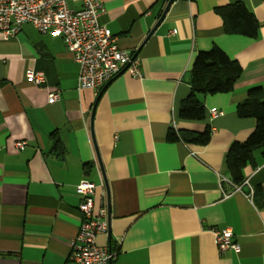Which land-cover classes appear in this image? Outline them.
Wrapping results in <instances>:
<instances>
[{
	"label": "crops",
	"instance_id": "obj_1",
	"mask_svg": "<svg viewBox=\"0 0 264 264\" xmlns=\"http://www.w3.org/2000/svg\"><path fill=\"white\" fill-rule=\"evenodd\" d=\"M167 1L104 0L99 24L135 57L141 78L123 72L97 90L78 89V66L50 30L41 34L25 24L15 37L0 33V264L68 263L83 176L96 186L93 215L104 210L107 220L90 133L93 107L109 187V235H98L96 244L115 253L109 264H264V158L255 152L240 192L225 165L229 146L255 127L254 119L236 115V105L249 89L264 91V0H174L147 37ZM235 2L258 22L254 39L225 34L215 9ZM214 46L241 74L230 93L199 97L203 120H182L178 109L191 90L195 57ZM28 72L41 73L44 84L27 83ZM56 91L60 98L51 104L48 95ZM211 109L219 115L211 117ZM207 127L203 147L166 138ZM53 134L62 158L53 151ZM22 141L26 146L17 149ZM222 228L232 230L237 252L218 251L212 230Z\"/></svg>",
	"mask_w": 264,
	"mask_h": 264
},
{
	"label": "built area",
	"instance_id": "obj_2",
	"mask_svg": "<svg viewBox=\"0 0 264 264\" xmlns=\"http://www.w3.org/2000/svg\"><path fill=\"white\" fill-rule=\"evenodd\" d=\"M69 3H78L80 8L72 9ZM103 12L104 0H0V33L4 38L15 37L23 25L30 24L41 34L50 30L54 36L62 38L78 66L80 90L100 89L123 72L141 78L135 57L119 48L110 31L99 24ZM26 82L41 86L45 80L41 73L28 72ZM59 98L58 91L50 93L48 102L55 103ZM210 111L211 117L219 115L215 109ZM24 146L26 142L23 141L15 144L17 149ZM243 182L232 184L233 191L240 192ZM95 188L88 176H83L75 188L81 199L78 207L81 221L67 264H109L115 258L113 251L96 244V237L106 233L107 222L104 210L93 215ZM212 235L219 252L239 250L230 228L213 229ZM11 264L19 263L13 261Z\"/></svg>",
	"mask_w": 264,
	"mask_h": 264
},
{
	"label": "trees",
	"instance_id": "obj_3",
	"mask_svg": "<svg viewBox=\"0 0 264 264\" xmlns=\"http://www.w3.org/2000/svg\"><path fill=\"white\" fill-rule=\"evenodd\" d=\"M223 21V29L227 35L242 36L254 39L258 34L259 24L253 13L240 2L215 9ZM241 74L238 63L228 57L217 46L210 51L199 52L190 70V93L181 102L178 115L182 120L200 121L205 117L204 107L199 97L226 94L233 90L234 84ZM239 118H252L255 127L248 138L242 142H233L225 155V165L232 184L242 183L243 169L254 162L255 152L259 151L264 158V91L261 87H254L246 92L243 101L235 107ZM210 128L203 132H179L167 134V141H181L185 145L203 147L210 140ZM53 151L62 158L65 150L55 134Z\"/></svg>",
	"mask_w": 264,
	"mask_h": 264
},
{
	"label": "water",
	"instance_id": "obj_4",
	"mask_svg": "<svg viewBox=\"0 0 264 264\" xmlns=\"http://www.w3.org/2000/svg\"><path fill=\"white\" fill-rule=\"evenodd\" d=\"M173 1L174 0H168L167 1V4H166L161 16L159 17V19L156 22L155 26L150 30V32L147 35V37H149L154 32L156 27L161 23V21L163 20V18L165 16L169 6L172 4ZM93 113H94V107L92 108L91 117H90V133H91V139H92V142H93V145H94V148H95V151H96V155H97V162H98V165H99L100 171H101L103 185H104V188H105V191H106V197H107V220L106 221H107V235H109V187H108L107 181L105 179V175H104V172H103L102 164H101V161H100L99 156L97 154L96 145H95V141H94V137H93V128H92V125H93Z\"/></svg>",
	"mask_w": 264,
	"mask_h": 264
}]
</instances>
